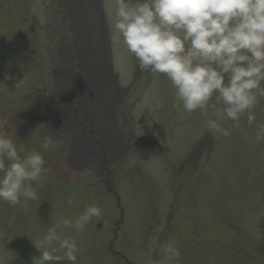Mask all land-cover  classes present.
<instances>
[{"label": "rangeland", "instance_id": "374dc122", "mask_svg": "<svg viewBox=\"0 0 264 264\" xmlns=\"http://www.w3.org/2000/svg\"><path fill=\"white\" fill-rule=\"evenodd\" d=\"M113 23V0H0V122L22 158L39 151L49 169L27 212L0 201V261L32 264L47 229L95 201L99 220L83 233L65 229L80 247L77 264H157L154 238L176 245L177 264H264V142L249 143L246 115L228 138L209 133L199 111L181 118L170 81L139 68ZM69 77L72 88L128 89L119 121L137 135L147 128L155 148L147 136L132 141L108 179L80 167L77 133L33 108ZM254 111L264 123V98ZM46 136L53 144L44 151Z\"/></svg>", "mask_w": 264, "mask_h": 264}, {"label": "clouds", "instance_id": "9594fccd", "mask_svg": "<svg viewBox=\"0 0 264 264\" xmlns=\"http://www.w3.org/2000/svg\"><path fill=\"white\" fill-rule=\"evenodd\" d=\"M113 28L139 68L163 74L174 89L173 107L181 118L199 111L203 126L213 136L228 138L239 129L241 117L253 129L249 143L264 142V123L255 109L264 98V0H113ZM232 121L230 127H225ZM43 126V125H41ZM40 126V127H41ZM0 122V201L20 206L38 199L45 159L32 150L23 158ZM53 139L46 136L47 151ZM6 161L8 163H6ZM67 203L78 202L69 198ZM103 209L93 201L72 219L49 227L35 242L40 256L32 264H77L80 247L65 229L83 233ZM157 264H177L181 253L172 242L153 239ZM3 264V261H0Z\"/></svg>", "mask_w": 264, "mask_h": 264}, {"label": "flooded vegetation", "instance_id": "af4514ba", "mask_svg": "<svg viewBox=\"0 0 264 264\" xmlns=\"http://www.w3.org/2000/svg\"><path fill=\"white\" fill-rule=\"evenodd\" d=\"M105 74L110 76L109 73ZM82 76L81 73H77L75 82L78 77ZM72 82L69 77V87H58L55 93L48 96L43 103H34L33 108L40 107L46 112L53 126H61V128L77 133L79 159L77 158L76 161L80 167L88 165L95 173L107 178L111 174L112 161L117 158L124 147L129 149L132 141L147 144L145 139L147 136L148 144L155 148L153 140L148 136L147 128L144 129L143 135H137L132 125L128 127L127 119L124 118L125 123L120 122L119 116L121 111L123 112L120 108L124 105V97L128 89L118 86L111 89L107 86L108 89L105 88L99 93L95 87L99 89L100 83H92V85L88 83L84 88L81 86L72 88ZM84 96L88 97H85L83 102Z\"/></svg>", "mask_w": 264, "mask_h": 264}, {"label": "water", "instance_id": "95a60500", "mask_svg": "<svg viewBox=\"0 0 264 264\" xmlns=\"http://www.w3.org/2000/svg\"><path fill=\"white\" fill-rule=\"evenodd\" d=\"M101 14H102V16H103V19H104V17H105V15H104V12H103V8L101 7ZM114 193L116 194V192L114 191ZM116 196H117V194H116ZM117 198H118V196H117ZM118 201H119V198H118ZM119 206H120V204H119ZM122 215H123V212H122V209H121V217H122ZM121 221H123V220H121ZM120 221V222H121ZM118 228H119V226H118ZM112 251L114 252V250L112 249ZM132 264V263H131Z\"/></svg>", "mask_w": 264, "mask_h": 264}]
</instances>
